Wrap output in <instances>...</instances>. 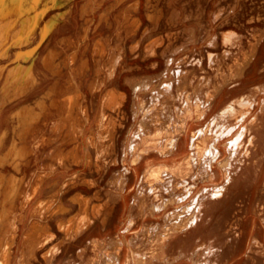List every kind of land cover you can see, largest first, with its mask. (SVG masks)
<instances>
[{"label":"rangeland","instance_id":"1","mask_svg":"<svg viewBox=\"0 0 264 264\" xmlns=\"http://www.w3.org/2000/svg\"><path fill=\"white\" fill-rule=\"evenodd\" d=\"M131 1H127L123 6ZM56 2L58 0H0V54L10 44L22 41L19 49L11 46L8 49V55L0 57V107L4 110V122L0 126V135L5 136V145L0 150V237L4 240L9 237L8 228L12 216H15L14 227H18L17 234L12 236L11 244L5 252L8 251L10 263L45 264L42 254L54 243L60 241L63 235L57 224L64 220L69 222L68 219L77 210V204L72 198L91 196L98 189L99 197L92 200L90 214L97 204H100L98 210L101 208L102 211L103 204L108 201L113 204V210L107 224L102 226L99 218H96L93 227L84 233L86 235L62 244L63 249L60 248L52 264H102L104 261L103 264H111L113 261L107 254L112 252V248L102 250L104 253H98L91 240L110 243L109 240L122 238V235L126 240L128 239L127 242L134 249L141 248L142 254L134 255L135 264H142L143 259L144 264H165L169 253H161L159 235H154V228L162 231L169 225H186L188 221H194L195 217L201 216L200 213L203 214L206 210L201 225L203 226L206 222L208 225L209 223L213 225V255L205 249L200 256L202 262L264 264V92L258 89L259 86L264 85V0H177L175 2L163 0L164 16L158 29L150 33L145 31L152 24L147 17L145 0H141L138 16L142 23L132 37H126L124 34L126 32L123 30H116L118 9L110 15L105 27H100L96 32L92 30L93 33L89 37L90 46L85 55L91 65V72L87 73L83 82L85 87L82 88L88 95L90 114L93 108L89 84L95 78L99 81L103 76L96 77L97 75L94 74L91 53L93 42L99 38L108 37L110 44L119 43L126 51L114 81L109 82L96 93L97 96L99 95L96 98L98 101L100 96L111 88L125 92L127 95L122 106H111L106 109L108 117L116 123L115 146L117 148L115 147V153L104 152L101 160H97L92 142L98 132L96 135H103L100 138L102 140L99 139L100 142L108 145V139H103L106 138L104 137L106 130L105 127L97 130V125L94 123L87 126L86 141L82 145L89 147L92 160L89 163H71L67 166L71 169L69 173L79 171L81 179L95 181L94 186L80 184L78 179L68 182L69 187L66 186V192L62 195L67 210L50 217L49 224L53 233L50 240H41L37 237L40 235L37 234L39 231L34 228L30 229L26 239L22 236L27 223H36L41 216L43 217L44 210L48 208L46 205L53 202L57 188L67 178L66 172L63 173L65 170L59 171L58 177L53 179L54 181H49L41 194L34 191L28 197V201L22 205L20 195L23 187L19 184L12 186L8 180L9 175L13 174L19 178L25 176L28 179L31 172L42 164L50 163V168L56 169L60 168V163L50 160L49 156L44 157L39 163L32 161V156H26L29 157L27 159L20 156L17 159L21 162L20 168L15 171L13 158L10 159L6 152V148L12 143L15 148L20 147L19 135L23 126L34 117L38 110V102L42 99L49 100L51 87L55 84L61 86L67 83L68 68L65 57L69 51L58 42L65 36L74 35L84 24L83 18L87 17L85 12L87 0H68L67 3L60 1L59 7L54 6ZM112 2L114 0L102 2L101 8L93 16L95 22L98 21L103 9ZM60 18H65L66 23L56 31L54 26L58 24ZM13 26H15L14 29ZM229 32L241 35L242 40L233 46L225 44L224 35ZM156 34L162 36V44L157 48V55L144 59L142 55L145 45ZM138 40L141 41L140 49L135 53L130 52V46ZM253 42L262 44L263 57L259 56L260 63H257V67L255 66L248 76L245 72L244 76L231 80L221 91L214 92L215 101L212 99L208 106L206 91H213L223 79L232 76L239 63L251 51L250 43ZM83 57L79 55L72 63V69L74 64L75 67L78 66ZM133 78L137 80L134 89L126 81ZM138 84L141 85L140 89ZM31 90L35 93L29 95L28 91ZM160 90L163 92L161 93ZM241 98L243 103H238L237 100ZM231 103V106H227ZM227 109H231L229 115L225 113ZM223 112L226 116L219 115ZM188 113L190 116L187 117V130L183 131L185 133L180 132L179 135L180 149L178 152L164 156L169 142L167 139H170L173 127L159 126L156 123L161 120L164 123L168 117L175 121L176 115L184 116ZM218 115L222 117V120ZM6 129H8L7 134H5ZM64 146L65 153L72 150L75 143L68 142ZM52 147L53 145L45 148L47 154ZM140 150H145L146 157L150 159L148 167L168 165L160 178L143 176L147 165L146 160L139 164L138 175H134L133 169L136 166L130 162L131 154ZM83 151L81 149L80 153L83 154ZM192 151L199 155H196L195 161L189 162L185 157ZM114 157L118 159V163L110 165ZM210 165L219 172L218 176L213 178L209 176L205 168L208 169ZM126 166L131 173L126 176L121 175L120 171H123ZM169 184H172L171 187ZM219 185L228 188L227 192L223 196L213 198L210 204L205 202V208L202 207V210L199 209L193 215V212L191 213L188 209L195 200L193 198L210 196L212 192L214 193V186ZM158 187L161 189L157 191ZM181 197L184 198L181 199ZM50 198L53 200L50 201ZM188 204L191 205L188 206ZM147 208L151 209L154 215L145 213ZM171 213L175 214L171 216ZM126 215L132 217L131 224L127 228L126 223L122 227V223L126 222L124 220ZM190 228L189 226L188 230ZM202 229L208 233L207 241L210 240L212 237L207 231L208 228L203 226ZM202 234L203 232H199L196 236L199 237ZM29 236L35 237L33 241ZM39 240L43 241L41 245L38 243ZM31 243L40 245L34 260L29 255L28 247ZM80 248H84L81 258L75 255Z\"/></svg>","mask_w":264,"mask_h":264},{"label":"bare ground","instance_id":"2","mask_svg":"<svg viewBox=\"0 0 264 264\" xmlns=\"http://www.w3.org/2000/svg\"><path fill=\"white\" fill-rule=\"evenodd\" d=\"M60 1L67 3L68 0H58V2H60ZM103 1H105V0H87V2L85 4V12H87V17L83 18L84 24L81 25L80 29H77L78 31H76L74 33V35L65 36V37L61 38V40L58 42V44H60V46H64L65 50L69 51V52H67V55L65 57L66 66L68 68V71L66 74L67 83L65 85L63 84L61 86L58 84L53 85L49 91V100H43L42 99L38 102L37 112L34 114V117L32 119H30L29 121H27L25 123V126H23L22 132L19 135V138H20L19 142H21L20 147L15 148L14 144L12 143L9 147L6 148L7 156L10 159L13 158V161H14L13 166H14L15 171H18L20 168L19 165L21 164V162L17 161V159L20 156L21 157L32 156L33 157L32 161H35L36 163L43 161L44 157L49 156L50 160L57 161L58 163H60V168H56V169H51L50 163L42 164L41 167L36 168L35 170H33L31 172L28 179H26L25 176H22L21 178H19V177L14 176L13 174L9 175L8 180L12 186H18V184H19L20 187L21 186L23 187L21 195H20L22 197L20 200V203L22 205H24L28 201V197L34 191H38L41 194V191L43 192L44 189L46 188L47 183L58 177V175L60 174V173H58L59 171L65 170L63 173L65 174V172H66V176H67L65 181L62 182L61 185L57 188L56 196H54L55 199L53 200L52 198H50V201L53 200V202H50L48 205H46L48 208L44 210L45 212H44L43 217L41 216L42 218L40 217V219L37 220L36 223H32V224L27 223L26 228H25L23 235H22V236H25V239L27 238V235H28L31 228H34V229L39 231V233H37V234H40V235H37V237H40L41 240L45 241V240L51 239L53 233H52V228L49 224V220H50V217L55 215V213H58V212L61 213V212L67 210V207L65 206V204L63 202L62 195L66 192V186H68L67 184L70 180H77L78 179V180H80L79 181L80 184H87L88 186H91V185L94 186L95 181H92V179H86V178L81 179L79 177L80 176L79 171H77L76 173H69L71 169H68V166H67V164H71V163H77V164L80 162L81 163H89L92 160V156H91L89 147L88 146L85 147L82 145L83 142L86 141L85 140L86 139L85 130H86L87 126H89L91 123L92 124L94 123L97 125V130H101L100 128L103 129V127H105L104 129L106 130V134H105L106 136H104L106 138H103V139L104 140L108 139V141H109L108 145H103L102 144L103 142L102 141L100 142V140H102L100 138L103 137V135L102 136H100V134L96 135V134H98V132H96L95 139L92 142V146L94 148L97 160H101V158L103 156L102 154L104 152H107V151H113L114 152L115 147H116L115 146L116 132H117L116 123L112 118L108 117L106 109L108 107H111V106H114V107L122 106V104L126 100L127 95L125 92H120L119 90H117L115 88H111V89H108L107 92L104 93V95L100 96V99L98 101L96 98H98L99 95L97 96L96 93L99 90H101L103 86H106V84H108L109 82L114 81L113 79L115 78L116 73L122 64L121 62L124 59V56L126 54L125 48L123 45H121L119 43H116L114 45L110 44V40H109L110 38H108V37H106V38L102 37V38H99L97 41L93 42V47H91L92 48L91 53L93 55L94 74L97 75L96 77H98L99 75H103V76L102 77L100 76L101 78L99 77L100 78L99 81L97 80L98 78L97 79L95 78L93 81L90 80L91 83L89 84V91H90V93H92V96H91L92 97V108H93L92 114H90L89 105L87 103L88 95H87V93H85V91H83L84 89L82 90V88L85 87V86L83 87V84H84L83 82L85 80V77H87L86 76L87 73L91 70V65L89 63V60L85 57V55L87 54L89 46H90V42H89L90 35L93 32L98 31L100 29V27H102V28H103V26L105 27V24L108 23V19H109L110 15L114 11H116V9H118V11L116 13V24H117L116 30L125 31L126 33H124V34H126V37L127 36L132 37L134 34H136L138 29L141 26V23H142L140 16H138V13L140 11V7H141L142 3H141V0H132L130 3L123 6V4H125L129 0H114V2H112L108 7H105L103 9V11L99 15L98 21L95 22V19H93V16L98 11V9L101 8ZM170 1L175 2L177 0H170ZM58 2H56V4L54 5L55 7L60 6V3H58ZM162 3H163V0H145V6L147 8L146 9L147 11L146 10L145 11L147 13V17L149 18V20L151 21V24H152L150 27H147L145 29V31L147 30L146 32L150 33V32H154V30L158 29L160 22H161V19L164 16V10L162 8V5H163ZM236 7H237V5H236ZM204 18H205V16H204ZM256 19H258V18H256ZM65 23H66V19L60 18L58 21V24H56L54 26L55 27L54 30L57 31ZM14 28H15V26H13V29ZM92 30H93V32H92ZM161 37L162 36L156 34L155 37L145 45V48L143 50V55L141 54L144 59L153 58L157 55V48L159 45L162 44ZM241 40H242V36L239 34H236L234 32H229V33H226L224 35V42H225V44H227L229 46H233L234 44L240 42ZM20 42H22V41L20 40L18 43H15V44L12 43L9 45V47H5V49L3 51H1L0 57L3 58L4 56H7L8 55V49L11 46H14L17 49H19L21 46ZM140 47H141V41L138 40L130 46V52H132V53L138 52ZM261 48H262L261 43H258V42L250 43L251 51L248 52V54H246V56L242 60V62L239 63L238 68L234 71L232 76L231 77L228 76V78L223 79L221 84L216 86L213 91L212 90L206 91L205 97L208 99V106H210L211 100L213 99L214 94L217 91H221L228 83H230L231 80H234L237 78L239 79L240 77L245 75V72H247V74H246L247 76L252 73V69H254V67L257 65V63L261 59V58H259V56L261 55V57H263ZM80 54H81V56H84V57L80 60V63L77 64L78 66L75 67V64H74V69H72V63L77 60V58L79 57ZM223 54H224V52H223ZM138 55H139V53H138ZM217 63H218V61H217ZM153 65H154V63H153ZM247 68H249V70ZM246 70H248V71H246ZM183 79H184V77H183ZM126 81L131 86V88H133L137 80L135 78H133V79H127ZM179 83L180 82H178V84ZM168 85H170V84L168 83ZM138 87L140 89L141 85H139ZM144 87H145V85H144ZM263 87H264V85L258 87L260 92H264ZM163 88H164V86H163ZM168 89H169V86H168ZM145 90H143V91H145ZM157 91H159V90H157ZM164 91H165V89H164ZM183 91H184V89L182 90V92ZM160 92H161V90H160ZM168 92H167V94H169ZM34 93H35L34 90L28 91L29 95L34 94ZM140 93H142V92H140ZM218 95H217V97H218ZM169 98H171V97H169ZM213 100L215 101V99H213ZM237 102L243 103V98L237 100ZM186 104H187V102H186ZM194 105H195V103H194ZM231 105H232V103L227 104V106H231ZM240 106H242V105H240ZM164 108L166 109L167 106H165ZM227 110H226V112L224 110L223 111L229 115V113L231 112V109H229L230 111L229 110L227 111ZM3 112H4L3 107H0V126H2V124L4 122ZM224 112L220 113L219 115L224 114ZM185 114H184V116L183 115H176L175 121H172L171 117L170 118L168 117L164 121V123L162 122V120L160 121L161 123L159 121L156 123L159 126H170L171 125L173 127L172 133L170 135V139H167V140H169L167 151L164 154L162 153L164 156H167L171 153H174L175 151L178 152V150L180 149L181 144L179 143V140H180L179 135H180V132H183V131L186 132V130H187L186 125L188 123L187 117L190 116L189 113H188V115H185ZM219 117L222 120V117L221 116H219ZM213 120L214 119H212V121ZM217 121H219V120H217ZM210 123L211 122H209V124ZM207 128L208 127H206V129ZM243 131H244V129H243ZM99 132H101V131H99ZM185 132H183V133H185ZM196 132H198V131H196ZM7 133H8V129L5 130V134H7ZM238 134H240V133H238ZM201 137H202V134H201ZM4 139H5V136H3L1 134L0 135V150L5 145ZM24 142H26V143H24ZM68 142H74L75 146L72 148V150H70V151L68 150L67 152L64 153L63 146H64V144H66ZM229 142H231V141H229ZM89 144H90V142H89ZM52 145H53V147L51 148L49 154H47L45 151V148L47 146H52ZM235 146H237V145H235ZM206 147H207V145H206ZM190 148H192V147L190 146ZM64 149H66V148H64ZM81 149L84 150L83 154L80 153ZM164 150H166V149H164ZM206 150H208V149H206ZM132 152H134V150H132ZM206 153H204V154H206ZM145 154H146L145 150H140L139 152H135L134 154L133 153L131 154L130 162H131V164L136 166L133 169L134 175L135 176L138 175V170L140 168L139 164L142 163L143 160L144 161L146 160L147 165H146V170L144 171L143 176H147L148 178L149 177L160 178L162 176L161 174L164 172V170L166 169V167L168 165H166V164H164L163 166H160V165L154 166L153 165V166L148 167V164H150L149 163L150 159L147 158L146 157L147 155H145ZM197 154L199 155V153H197ZM197 154H195V152L192 151L190 153V155L186 156L185 158L189 162L191 160L195 161V159H196L195 157ZM221 154H222V151H221ZM106 155H109V154H106ZM29 157H26L25 159H27ZM197 158H198V156H197ZM48 160H46V161H48ZM215 160H217V159H215ZM111 161H112V163H110V165L111 164L116 165V163H118V159L116 157H114ZM216 163H218V162H216ZM217 165L218 164H216V166ZM127 166L124 168L123 171H120V174L122 173L121 175L126 176V175L131 173V171L127 168ZM213 167H211V165H210V167L208 169L205 168L206 170H208V174L212 178H213V176L219 175V172L216 169H213ZM0 175H1V173H0ZM132 176H131V178H132ZM143 176H142V178H143ZM94 180H96V179H94ZM120 180H121V178L119 179V181ZM159 182L161 183V181H159ZM170 183H171V181H170ZM154 184L158 185L159 183L154 182ZM170 185H172V184H169V186ZM165 186H167V185L165 184ZM159 187H161V186L159 185ZM159 187H158L157 191L160 190L161 188H163V187H161L159 189ZM173 187H174V184H173ZM214 187H215L214 193L212 192V194L210 196H202V197H198V198H193V200L194 199L195 200L193 201L192 206H190V208H188L191 213L193 212V215L195 214V212H198L199 209L202 210V207H204L205 202L209 203V202L213 201V198L223 196L225 194V192H227V190H228V188L226 189L224 186H221V185L214 186ZM30 188H32V189H30ZM170 190H171V188H170ZM168 192H169V190H168ZM98 197H99V190L96 189L94 194H92L91 196H86V197L78 196V197L72 198L77 204V210L68 219V220H70L69 222L64 220V221H60L57 224L59 230L63 233V235H62L60 241H57L56 243H54L45 253L42 254V257L45 260V261L43 260L45 262V264H52L53 263L52 260L56 259L55 256L60 251V248L64 242L69 243L73 239H75L79 236L86 235L84 233L93 227L94 220L96 218H99L100 224L102 226H105L107 224L109 216L113 210V204L108 203V201L105 203L106 205L103 204L104 208L102 211L100 210L101 208L98 210V208H99L98 206L100 204H97L96 207H94L91 210L92 213L90 214V205H92L91 204L92 200L94 198L97 199ZM140 197H142V196H140ZM119 198H120V196H119ZM183 198L181 197V199H183ZM177 201H179V200H177ZM46 202H48V201H46ZM169 202H171V200ZM179 202L181 203V201H179ZM159 204H160V202H159ZM189 205H191V204H188V206ZM42 206H44V205H42ZM42 206H41V208H43ZM160 208H161V206L159 205V209ZM207 209H209V208L207 207ZM155 210H156V206H155ZM206 211H204L203 214L200 213L201 216L195 217L194 221H188V223L186 225H184V224H178L175 226L169 225V226H166L164 228V230H162V231L158 230L157 228H154V231H155L154 235L155 236L159 235L158 242L160 244L161 253H169V257H168V259L166 258L167 260H166L165 264H189V262L191 264H211L208 261L202 262L200 259V256H201L202 252L205 251V249H207L208 252H211L213 255V225H212V223H209V225H208V222L204 223V225H203L205 228H208L207 231L209 232V234L212 237L208 241L206 239L208 237V233L205 232L204 229H202L203 226L201 225V222L204 221L203 218L205 217L204 215H206L205 214ZM141 212H144V211H141ZM182 212H185V211H182ZM40 213H42V212H40ZM129 213H130V211H129ZM145 213H148V215H154L152 213V210L148 209V208L146 209ZM172 214L174 215L175 213H171L170 215L173 216ZM211 217H213V216H211ZM14 219H15V216H12L11 217V223H10V226L8 228L9 237L6 240H4L0 237V264H11L10 263L11 261L9 260V257L7 255L8 251H7V253H5V252L11 244L12 236L17 234L18 227H14ZM131 219H132V217L130 218L129 215H126L125 219H124L126 222L122 223L123 224L122 227L126 223L125 227L127 228V226L129 224H131L130 223ZM148 219H149V216H148ZM184 220H185V217H184ZM176 223H177V221H176ZM262 224H263V222H262ZM189 226L191 228L188 230ZM120 229H121V227H120ZM124 231H125V228H124ZM119 232H121V231H119ZM199 232H203V234L198 237L196 235H198ZM35 235H36V232L34 233V236ZM195 236H196V238H195ZM37 237H36V239L38 240ZM30 238L29 239L31 241H33V238H35V237L32 238V236H31ZM29 239H27V240H29ZM36 239H35V242H37ZM127 241H128V239L126 240L124 235H122V238H116V239L113 238V239L109 240L110 243L104 242L101 240H96V239L91 240V242L94 244V249L98 253L102 252V250H104V249L112 248V252L107 254L110 256V259L113 261V262H111V264H135V261H134L135 256L134 255H141L142 254V251L140 250L141 248L140 249H137V248L134 249L130 245V243H128ZM41 242H43V241H40L38 243L41 245ZM32 243L29 244L28 248L30 250L29 255L32 256V259H33L34 255L37 253V250L40 248V245L32 244ZM132 243H134V242H132ZM249 244H251V243H249ZM61 249H63V248H61ZM29 250H28V252H29ZM251 250H252V247H251L250 251ZM83 251H84V248H80L79 250H77L75 255L77 257L81 258L83 255ZM102 253H104V252H102ZM11 258H12V256H11ZM144 258H145V256H144ZM105 259H103V260H105ZM107 260H106V262H108ZM143 260L141 262L142 264H144ZM20 261L21 260H19V263H21ZM109 262H110V260H109ZM26 264H30V263H26Z\"/></svg>","mask_w":264,"mask_h":264}]
</instances>
